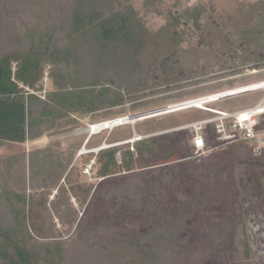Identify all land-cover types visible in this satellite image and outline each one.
Masks as SVG:
<instances>
[{
  "label": "trees",
  "instance_id": "1",
  "mask_svg": "<svg viewBox=\"0 0 264 264\" xmlns=\"http://www.w3.org/2000/svg\"><path fill=\"white\" fill-rule=\"evenodd\" d=\"M0 1V10H4L7 1ZM50 1L34 0L37 10L31 11L29 22L17 24L19 18L11 15H5L3 21L0 264H174L175 254L187 236H192L187 234L189 230L195 232L198 244L193 252L194 263L206 257L228 259L236 218L230 203L240 200L242 194L254 192L248 173L253 170L258 174L264 168V158L257 161L253 154L249 163L240 160L245 148L252 152L248 141L236 145L230 169L223 166L225 160L213 154L196 159L200 161L197 165L194 161L187 163L183 159L185 145L174 134L135 142L134 152L120 146L105 149L97 154L92 167L93 177L101 181L79 185L71 180L73 166L64 179L67 187L60 185L53 200H49L75 154H67L68 161L62 163L50 148L30 149L26 156L23 146L54 131L72 114L81 116L126 102L119 91L124 82L118 83L92 69L83 71L82 67L87 66H81L80 51L88 44L85 52L93 55L98 42L102 51L110 46L113 55L118 45L128 43L134 30L127 13L104 16L83 0H70L69 30L58 37L50 11H42V4ZM45 64L51 70L53 90L47 91L42 100L26 94L19 84L41 92ZM106 82L116 89L104 87ZM8 148L13 152L6 151ZM88 157L81 156L83 167L89 163ZM26 160L30 168L28 194ZM258 181L256 192L261 200L264 177L259 175ZM71 197L83 210L81 217ZM49 207L62 229L72 231L67 240H58L60 232ZM133 222L138 225L130 226ZM242 253L247 264V243Z\"/></svg>",
  "mask_w": 264,
  "mask_h": 264
},
{
  "label": "rangeland",
  "instance_id": "2",
  "mask_svg": "<svg viewBox=\"0 0 264 264\" xmlns=\"http://www.w3.org/2000/svg\"><path fill=\"white\" fill-rule=\"evenodd\" d=\"M6 1V8L0 10V39L3 35L5 15L19 18L17 24L26 23L31 20V11L37 10V6H33L34 0ZM83 1L98 14L108 16L127 13L131 18L134 27L132 38L126 45H118L113 55L110 46L103 47L106 51H102L98 42L94 44L97 48L95 54L87 56L84 47L88 44L81 47L80 51L81 66H87V68L82 67L83 71L90 72L92 69L100 75L114 78L118 83L124 82V86L118 90L125 97L126 102L121 106L104 107L81 116L72 114L67 120L59 122L54 131L44 134L33 143L28 141L24 144L23 150L26 156L30 149L50 148L51 153L59 156L64 163L65 160L68 161L67 154L72 151L75 154L70 165L63 171L58 185L52 190L49 200H53L60 185L67 187L64 179L73 166L75 169L70 175L71 180L80 183L79 185L81 182L95 185L102 180L93 177L94 169L90 171V175H83L82 171L86 165L83 167L81 164V156L90 155L88 158L91 160L95 159L99 152L84 153L76 158L80 149L84 147L85 151L96 150L103 144L119 143L131 138L134 132L139 136L157 134L151 138L172 134L178 136L186 148L183 159L187 158L185 160L187 163L194 161L197 165L196 163L200 161L188 159L191 152L190 131L174 130L205 119L209 115L203 111L190 109L136 122L134 126H122L92 137H88L86 133L88 124L128 114L145 113L264 80V0H197L194 4L182 0ZM2 4L0 1V9ZM71 6L70 0H51L45 5L42 4V11H50L53 17L58 37H63L69 30L68 10ZM12 68L15 69V64ZM50 73L49 66L45 64L42 76L45 94L53 90ZM103 86L116 89L107 82ZM263 96L264 92H257L211 104L208 107L226 111L240 110L254 105ZM210 144L213 150L203 157L213 154L215 158L225 160L226 164L223 166L227 165L230 169L237 144L226 147H217L213 141ZM120 147L124 150L128 149V145ZM8 150L13 152L11 148L6 151ZM223 151H228L229 154L222 155ZM245 151L244 156L239 158L249 163L252 152L246 148ZM116 155L118 157L119 154ZM259 156L257 161L264 158V154ZM24 165L28 194L31 188L27 160ZM78 172L80 175L77 174ZM248 174L254 184V192L242 194L240 200H232L234 202L230 200L236 218L234 236L228 248L230 253L228 259L206 257L203 262L194 263L193 252L198 249V244L195 232L189 230L187 234L190 236L192 233V236H187L184 245L175 254L174 264H234V261L238 264H246L242 253L245 243L250 249V260L247 264H264V196L260 200L256 192L259 188V175L264 177V168L260 169L258 174L253 170ZM234 194L239 195V192L235 191ZM179 197H182V193ZM70 202L81 217L83 210L78 207L75 199L71 197ZM49 210L55 228L60 232L58 240H67L72 231L66 233L51 207ZM133 223H129L130 226L138 225L137 222ZM131 239L133 241L134 237L132 236ZM231 253H235L233 258Z\"/></svg>",
  "mask_w": 264,
  "mask_h": 264
},
{
  "label": "built area",
  "instance_id": "3",
  "mask_svg": "<svg viewBox=\"0 0 264 264\" xmlns=\"http://www.w3.org/2000/svg\"><path fill=\"white\" fill-rule=\"evenodd\" d=\"M182 1L185 3L191 2L194 4L197 0ZM19 87L23 88L26 94H33L42 100L45 99L44 89L41 92H34L28 87H23L21 84H19ZM257 92H264V80L222 90L218 93L182 101L179 103H174L145 113L134 115L128 114L98 123L88 124L86 133L88 134V137H92L106 131L111 132L112 130L122 126H134L136 122H141L147 119L195 109L198 111H203L209 116L205 119L197 120L180 126L174 130L190 131L191 152L188 159H198L207 155L213 150V146L208 144V142L212 141L217 144V147H226L248 141L251 143L252 154L259 156L264 154V96L254 105L240 110L226 111L224 109H214L208 107L211 104L232 100L237 97ZM206 101H208V103H205ZM156 135L157 134L139 136L134 132L132 137L129 139H125L122 142L111 145L103 144L96 150L85 151L83 147L77 152L76 158L83 155L84 153L97 154L102 150L122 145H128V149L134 152L133 145L135 142L148 139ZM117 159L119 161V155ZM184 160H187V158ZM94 161V158L91 159L85 166L84 170L82 171L83 175H90V171L92 170V167L95 163Z\"/></svg>",
  "mask_w": 264,
  "mask_h": 264
},
{
  "label": "bare ground",
  "instance_id": "4",
  "mask_svg": "<svg viewBox=\"0 0 264 264\" xmlns=\"http://www.w3.org/2000/svg\"><path fill=\"white\" fill-rule=\"evenodd\" d=\"M205 103H208V101H206ZM165 116V115H164Z\"/></svg>",
  "mask_w": 264,
  "mask_h": 264
}]
</instances>
